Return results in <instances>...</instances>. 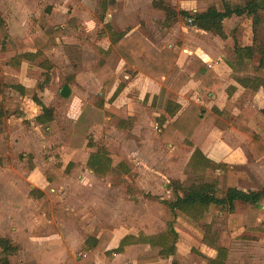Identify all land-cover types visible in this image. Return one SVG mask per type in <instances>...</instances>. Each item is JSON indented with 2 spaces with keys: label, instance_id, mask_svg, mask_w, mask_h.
Instances as JSON below:
<instances>
[{
  "label": "rangeland",
  "instance_id": "1",
  "mask_svg": "<svg viewBox=\"0 0 264 264\" xmlns=\"http://www.w3.org/2000/svg\"><path fill=\"white\" fill-rule=\"evenodd\" d=\"M0 1L4 12L8 14L12 13L15 8H24L23 4H15L14 0ZM26 1H28V12L31 13L34 29L40 31L43 29L44 15L51 16L59 0ZM199 2L198 5L208 6L214 4L215 0ZM87 4L81 0H70L65 5V11L70 9L72 12L77 7L93 13L97 2L95 4L92 0ZM63 12H57L52 17L53 21L50 20L55 25H61L65 16ZM96 12L98 13L97 9ZM262 17L263 21L255 26L253 18L248 16H243L237 21H228L226 29L229 38L226 40L220 39L213 33L195 35L193 31L187 29L189 30L188 38L185 40L186 46L184 47L193 51H200L206 47L205 53L208 55L205 58L211 61L217 57L225 58L231 55L236 43L252 42L254 38L256 46L261 45L264 43V12H262ZM88 21H85L87 28H89ZM111 21L117 25L119 31L123 28L129 30L144 23V19L139 14L125 23L120 22L119 19L116 22L112 19ZM100 26L101 23L95 32H87V30L77 32L71 25L68 26L67 34L60 39L58 46L50 51V56L43 54L35 61L38 67L35 72L32 71L33 74L38 77L43 76L44 69L41 62L45 59L51 60L54 65L51 71L52 85L57 83L61 85L70 76H75L81 71L85 64L88 69H91V66L96 65L100 58L90 45L95 36L99 37ZM190 37L200 40V44L197 40L189 41ZM181 43L182 41L179 44L181 46L180 56L183 57L187 52H183ZM259 58L260 53L257 52L253 62L257 63ZM101 59L110 61L111 65L118 63L117 56L111 51L107 54L102 52ZM210 61H206V64ZM181 62L180 58L178 63L181 64ZM134 74L131 71L130 75ZM122 77L117 89L118 95L128 84L127 78ZM160 82L163 83L162 89L155 96L147 93L143 101L123 102L118 106L115 101L106 99L107 93L104 90L103 99H101L102 90L90 87L89 92L86 93L87 90L84 87L73 85L75 92L84 97V109L80 112L77 107L79 100H74L76 110L78 109L74 114L68 112V109L73 106L67 99L61 100L54 90L51 93L49 90H44L42 97L55 106L56 124L54 122L53 131L51 134L43 132L42 127L35 121L36 110H33L29 118H26L25 114V120L21 118L9 122L15 127L14 136L10 132L7 141L14 140V144L10 145L14 147L13 149H10L4 136L6 123H8L7 117L0 118V159L5 158L7 161L5 169L0 168V235L9 236L19 232L20 234L15 235L20 245H29L30 238L27 236L31 233L32 226V231L37 232L34 229L37 221H33L37 204L32 203L29 198L31 196L28 195L33 183L35 185L33 188H46L47 194L50 195L64 192L69 187L75 191L80 188L77 184L80 181L78 176L76 181H67L66 175H60L53 182H50V179L47 181L46 177L41 175L47 170V166L60 168L65 173L68 163H72L70 165L72 172H78V175H91L87 164L89 155L97 148H104L111 157L113 168L104 176L98 175L96 180L85 181L88 190L84 193L86 204H83L82 200L81 209H85L86 206L88 216L95 221V225L87 223L86 226L81 227V230L78 229L82 235L78 244L75 241H68L71 249H69L68 259L47 257L36 259L34 252L25 250V255L19 252L15 254L11 259V264H80L81 257L88 253L86 244L90 234L101 235L104 231L112 233V238L107 245V249L110 250L114 243L115 232L117 235L137 234L140 236L141 243L127 246L122 256L119 255L120 253L99 252L95 255V264H171L173 257L159 256V248L150 246L149 242L162 236L167 229V223L174 218L168 206L162 202V199L174 198L173 192L168 188L170 180L176 178L189 184L195 175L188 168L191 148L177 142L171 144L170 140L165 142L158 136L154 127L155 121H160L155 109L165 108L166 98L174 101L176 99L175 94L165 88L167 80L162 79ZM175 91L174 87L173 92ZM7 94L4 93L5 96ZM240 94L243 99L255 100L258 105L262 106L261 109H264V101L257 98L258 93L253 98L250 97L249 91H242ZM259 97L264 99V94ZM261 116L263 117L264 113H261ZM262 119L264 117H256L254 124L256 129L264 134V120ZM89 142L96 146L89 147ZM35 158L40 162L44 171L40 170L37 172L38 176L30 178L28 177L29 167L33 166ZM72 159L77 162H72ZM224 159L225 162L230 161L227 156ZM242 160L244 162L238 164L227 163L226 170L209 168L204 176L208 180L217 181L223 190L229 186H235L241 191L263 187L264 157L257 160L252 155H246ZM120 162L128 164L132 168L131 172L127 173L124 167H119ZM74 194L77 195V192ZM45 198L38 200L41 205ZM52 198L55 202L49 199L48 209L50 210L53 205L57 207L62 204L61 198ZM76 202L79 204L78 199H73V203ZM15 206L24 209L22 215L26 223L27 234L24 228L20 232L17 227L13 226L11 217L4 212ZM76 211H80V208H76ZM251 218L253 219V216L250 215L247 205L240 201L236 202L235 211L232 213L221 211L219 207L213 206L203 219L197 221L181 214L175 220L179 233L177 258L185 264H209L208 257L213 256L216 251L208 244L212 243L217 235L218 244L224 245L230 253H228V264H264V230L259 232L250 227L253 225L252 222L264 225V209L253 221ZM48 228L50 232L60 233V236L63 234V229L59 226L52 224ZM42 230L44 231L45 228L42 227ZM31 241L37 242L38 240L32 238ZM37 245L42 246L43 244L38 243ZM144 259L148 261L142 262Z\"/></svg>",
  "mask_w": 264,
  "mask_h": 264
},
{
  "label": "crops",
  "instance_id": "2",
  "mask_svg": "<svg viewBox=\"0 0 264 264\" xmlns=\"http://www.w3.org/2000/svg\"><path fill=\"white\" fill-rule=\"evenodd\" d=\"M70 0H59L56 3V7L54 8V11L51 16L47 17V15H44V23L43 29L40 31L34 29V24L31 19V13L28 12V1L26 0H14L15 4L22 5L23 9L15 8L12 13L8 14L4 12V9L1 7V1H0V84L3 82V77L8 75L16 78L21 85H23L26 88L29 89H35L37 96L41 99V101L49 106V107H55L52 103H49L46 101L42 96L44 95V90H49L51 93L52 90L55 91V93H58L57 97H60L61 100H68L73 107L68 109V112L71 114H74L77 112L76 105L74 103L75 99L79 100V104L77 107H79L78 112L82 111L84 108V97L81 94H77L74 90L73 85H80L87 90L86 93L89 92L90 87H95L101 91V99H103V85L98 77V74L101 71V66L105 65L109 68L113 74L116 75V80L113 83L111 90L107 93L106 99L115 101L116 105H120L123 102L127 103H133L134 101L138 100H144V98L147 96V93H151L153 96L155 94H158L163 86V83L160 82L162 79L165 81L167 80V90L169 92H172L175 94V101L173 99L166 98V106L165 108H156V114L158 116L159 120H156L154 123V127L156 129V132L160 138H162L165 142L166 140H170L171 144L174 143H181L184 146H188L191 148V154L194 151L196 147L201 148L205 154L211 158L213 161H215L218 164H226L231 163L232 164H238L244 162L242 160L243 156L246 155H252L253 151L250 148V143L252 141V137L248 134L244 133L243 131L239 130L233 125V121L237 118V116L243 112L246 111L249 121L247 122V125L251 128L253 132L258 134L261 138L264 139V134H261V132L256 129V125L254 124V119L256 117H261V113H264V109H261L262 106L258 105L255 100H247L243 99L241 97L242 91H249L251 93L250 97H254L255 94L258 93V99L263 100L259 95L264 94V88L260 87L257 90H254L250 87H245L241 83H239L236 79L234 70L231 66V64H235L236 55H235V47L238 46H253L254 48V56L250 60L252 65H259L260 60L262 58V52L264 49V43L261 45L256 46L254 38L252 39V42H245L241 44H235L233 47V52L231 55L226 56L225 58H215L213 60H208L205 58L208 54L205 53L206 47L202 48L200 51H193L190 48H185L186 46L185 40H187V32L189 30L193 31L195 35H201V34H212V32H208L202 29H199L195 26H192L188 19L183 16L180 12L181 11H188L190 13L195 12L199 7H203L202 5H198L199 0H108L113 1L114 8H108L104 11V9L101 7V1L102 0H93L95 1V4L97 2V7L95 5V9L93 13L91 11H86L84 9H78L75 7L72 12H70V9L65 11V5L69 3ZM85 4L90 3L92 0H81ZM203 1V0H202ZM157 2H162L165 4H168L175 8L178 13L177 15L170 20L168 23H165L166 21V13L165 11L158 7ZM144 4V5H143ZM88 5V4H87ZM143 5V6H142ZM175 6V7H174ZM96 9L98 13L96 12ZM64 10V12H63ZM62 11L64 16V19L61 21V25H55L53 21V16L59 12ZM137 14V15H136ZM139 15L142 16V19H144V23H141L140 26H136L134 28H131L129 30L121 29L119 31V28L115 23L111 21L114 20L115 22L119 19L120 22L125 23L127 20H129L132 17H137ZM243 16H248L247 14H244L242 16L233 15L230 18H226L223 22L224 24V30L226 32V37L222 38L220 36V39H228L229 33L226 29V24L230 20H239V18H242ZM251 17V16H248ZM116 18V19H115ZM252 18V17H251ZM52 21H51V20ZM89 20L87 23L89 24V28L86 27L85 21ZM101 23V30L99 31L100 35L99 37L95 36L93 38V43L90 44L92 48H94V53H98L100 58L98 60V63L96 65L91 66V69L87 68V64L83 67L81 71H79L75 76H70L64 83L60 84H53L51 81V71L53 70V62L49 59H45L41 62V66L44 69L42 72V77H38L36 74H33V72L36 71V68L38 67L35 63L37 59H40L43 54L50 56V51L55 49L58 46V43L61 38H63L64 35L67 34L69 27L72 26L73 29H75L77 32L82 30H87V32H95L97 30V27ZM66 24V25H65ZM46 25L48 27L46 28ZM51 27H54L56 29H63V33L55 38L56 45L52 48L42 50L38 44L34 41L33 35L40 36L44 42H47L51 36H53V30ZM104 27V28H103ZM110 27V28H109ZM34 29V31H33ZM110 29H113L115 32H125L128 35H130L133 32L140 33L154 48L157 50H163L165 48L172 50L176 55V66L173 70V72L168 76H162L161 80L154 79L144 73L140 65L133 64V63H127L124 58L121 56L119 51L115 48V46L112 43V40L110 38ZM189 29V30H187ZM7 32L10 35V40H6L1 35L3 33ZM86 35V34H85ZM255 36V35H254ZM5 39V40H4ZM189 41H196L194 37H190L188 39ZM180 41H182V50L183 52H187L186 55L183 57L180 56ZM254 41V42H253ZM200 44V40H197ZM87 44V43H85ZM111 51L112 54L117 56L118 63L117 65L110 64V61L107 62L105 59H101V53H108ZM260 53V58L257 63L253 62V59L256 56V53ZM38 54V55H37ZM34 55H37L34 57ZM149 55L148 51H146V56ZM139 58V56H136ZM202 57V59H201ZM182 59L181 64L178 63L179 59ZM197 59V61H195ZM100 61V63H99ZM206 61H210L206 64ZM89 65V64H88ZM240 64H238L239 66ZM40 66V65H39ZM130 70V71H128ZM33 71V72H32ZM127 71V72H126ZM131 71L135 73L133 76H131ZM46 73V75H45ZM189 76V81L184 84V86L177 92L174 91V87L180 80V78L183 75ZM209 75H213L216 79L221 81V84L216 87V89L211 90L210 84L207 83V86L205 88L201 87V83L203 80L209 77ZM37 76V77H36ZM122 76L127 78L128 84L125 86L123 92L121 94H117V89L119 87V82L122 80ZM172 81V82H170ZM43 85V87H41ZM149 85H152L149 87ZM65 86L69 87V93H66ZM8 90V91H6ZM12 91V93H10ZM43 91V92H42ZM41 92V93H40ZM4 93H8L6 96ZM73 101V102H71ZM172 101V102H170ZM170 102V107H172L168 111V104ZM7 104H15L17 106H9ZM191 104H197L204 108V117L201 119L191 136L187 137L183 132L176 130L173 133H170L169 131H166L165 128L168 123L174 122L179 115L186 110ZM178 105L177 107H175ZM33 110H36L35 112V121L37 115H39L42 112V107L37 104L31 95H22L19 91L14 89L13 87L3 86L2 90L0 91V118L3 119V117H7L6 123V131H5V141L7 142L9 139V134L11 132V135L14 136V125H10L9 122H14L16 120H19L21 118H24L25 120V114L26 118H29L31 115L30 112ZM55 108H54V122L56 124V114H55ZM223 119H219V118ZM264 120V119H262ZM35 123V122H34ZM38 123V122H37ZM45 134H51L53 131V128L55 127L54 123L51 126L47 127V132L44 130L43 125L38 123ZM137 124V123H136ZM136 130V127L134 131ZM189 139L192 143V145H188L186 143V140ZM90 143V142H89ZM96 146L93 144V146ZM184 143V144H183ZM187 145H186V144ZM8 146L14 144V140H9L7 142ZM13 146H10V149H13ZM96 149V147H95ZM94 149V150H95ZM94 152V151H93ZM92 152V153H93ZM91 153V154H92ZM89 155V158L91 156ZM3 156H6L3 154ZM225 156L230 158V161L225 162ZM261 158L255 159L260 160ZM88 158V161H89ZM232 160V161H231ZM72 162H77L75 159H72ZM122 163V162H120ZM118 163V164H120ZM124 163V162H123ZM7 161L6 159H0V168L3 170L6 167ZM72 163H68L65 173L61 171L60 168V174H58L53 180H49L48 175V169L50 167H53L52 165L49 167L47 166V170H43V168L40 166V162L37 161L35 158L33 166L29 167V175L30 178H35L38 176V171L42 170L44 171L43 174H41L43 177H46L47 181L53 182L59 177L60 175H66L67 181H76V178L78 176V179L80 181L77 182V184L80 186V188L75 191L72 189V187L67 188L64 190V192L58 193L56 195H50L47 194L46 188L44 189H37L33 188L35 185L31 186L30 191L28 192V195L31 197V202L36 203L35 205L37 208L35 209L34 213V220L37 221L34 229L37 232L32 231L31 227V233L27 236L29 237V245L26 246L25 244H19L17 241L16 233L20 234L19 232H15L14 235H0L8 237L12 240L14 244L18 247V252L25 255V250L34 252L36 259L41 258H54V259H68L70 257V251H69V244L68 241L72 242L75 241L76 244L81 239V234L79 230H81V227H84L87 225V223L91 225H95V221L93 219L91 220L87 213V208L85 206V209H81V204H86L84 199V193L88 190V187L86 186L85 181L97 179L98 175L104 176V174H99L93 170L89 166V163L87 162L91 175H78V172H72L71 165ZM126 164V163H125ZM49 165V164H48ZM128 167H130L128 164H126ZM239 166V165H237ZM8 169V168H7ZM132 170V168L130 167ZM110 172V171H109ZM131 172V171H130ZM107 174V173H106ZM257 190V189H255ZM250 191V190H249ZM45 192V193H44ZM74 192H77V195H73ZM46 195V196H45ZM46 197V198H45ZM52 197H59L61 198V206H52L51 210L48 209V205L43 207L40 204L38 200L41 198H45L44 201H50L51 199L53 202L54 199ZM73 199H78V202L73 203ZM83 200V201H82ZM82 201V203H81ZM72 202V203H71ZM74 204V205H73ZM78 204V206H77ZM8 207V205H6ZM47 207V209H45ZM76 208H80V211H76ZM42 209V214H38V212ZM264 209V206L259 210V214L262 213ZM6 214L8 213L11 217V220L13 221V226L17 227V229L22 232V228H24L25 234L26 232V223L23 219L22 212H24V209L22 207H14L12 209L4 211ZM73 212V213H71ZM253 221V219H251ZM32 222V221H31ZM59 226L63 229V234L60 236V233L50 232L49 226ZM250 227H252L253 230L262 232L264 230V225H260L259 223L252 222ZM42 227L45 228V230H42ZM76 228V229H75ZM79 229V230H78ZM133 234V233H129ZM127 235L125 234H119L117 235L115 232V239L113 246L110 248H117L119 246L120 240ZM138 236L137 234H134ZM90 236H99L95 235L94 233H91ZM32 238L37 239V242L31 241ZM88 240V239H87ZM217 240V242H216ZM219 237L216 235V238L213 240L212 243H209L208 245L215 250L216 252L213 254V256L208 258H213L217 254V250L214 246H212L213 243L218 244ZM17 241V242H16ZM20 245H18V244ZM41 243L42 246H38L37 244ZM140 244V243H139ZM137 245V244H133ZM178 245V244H177ZM220 245V244H218ZM130 246V245H129ZM128 246V247H129ZM151 246V245H150ZM224 246V245H221ZM127 246L125 247L128 248ZM71 250V249H70ZM178 251V250H177ZM17 252V254H18ZM122 251L120 256H122ZM230 254V253H229ZM15 256V255H13ZM13 256L9 257V261L11 264V259ZM162 257V256H161ZM176 257H178V252ZM22 258V257H21ZM229 258V256H228ZM96 262V257H95ZM228 262V260H227ZM226 262V264H228ZM184 263V262H183Z\"/></svg>",
  "mask_w": 264,
  "mask_h": 264
},
{
  "label": "trees",
  "instance_id": "3",
  "mask_svg": "<svg viewBox=\"0 0 264 264\" xmlns=\"http://www.w3.org/2000/svg\"><path fill=\"white\" fill-rule=\"evenodd\" d=\"M201 1V0H199ZM113 1L102 0L101 7L105 10L114 8ZM158 7L162 8L166 13V21L168 23L178 13L172 6L157 2ZM262 12H264V0H215L214 4L199 7L195 12L181 11L180 13L188 19V22L199 29L212 32L222 38H225L226 32L224 30V20L233 15L242 16L247 14L251 16L254 21V26L263 21ZM1 27V26H0ZM48 25H46V28ZM53 30V36L47 42H44L40 36L33 35L34 41L42 50L52 48L56 45L55 38L63 33V29ZM110 28V27H109ZM6 40H10V35L5 32L1 35ZM110 38L113 45L119 51L121 56L127 63L140 65L141 70L150 77L161 80L162 76L170 75L175 66L177 55L170 49L157 50L154 48L140 33L133 32L127 36L125 32H115L110 29ZM146 51L149 55L146 56ZM38 55V54H37ZM37 55H34L37 56ZM139 56L137 58L136 56ZM236 60L235 64H231L236 79L245 87L253 88L254 90L260 87L264 88V49L259 65H252L250 60L254 56L253 46H236L235 47ZM238 64H240L238 66ZM98 77L103 85V90L108 93L111 90L113 83L116 80V75L109 70L105 65L101 66V71ZM46 75V73H45ZM189 76L183 75L175 86V90L179 91L184 84L189 81ZM209 82L210 89L214 90L221 84V81L216 79L213 75L202 81L201 87L205 88ZM3 86L13 87L22 95H31L33 100L42 107V112L37 115L36 120L43 125L47 132V127L54 123V108L45 105L37 96L35 89H29L19 83V81L12 76H4L3 82L0 84V91ZM43 87V85H41ZM66 93H69V87L65 86ZM206 89V88H205ZM172 102V101H170ZM170 102L168 104V111L171 112ZM17 106L15 104H7ZM176 105L175 107H177ZM204 108L197 104H191L184 110L179 117L167 124L165 130L170 133L179 130L187 137L191 136L201 119L204 117ZM249 121L248 115L244 110L233 121V125L244 133L252 137L250 148L256 158L264 156V139L253 132L247 125ZM188 145H192L189 139L186 140ZM90 146L93 144L89 143ZM89 166L99 174H106L111 171L112 161L107 150L104 148H97L89 158ZM124 167L125 171L129 173L130 167L124 163H120L119 167ZM188 168L193 172L195 178L189 183L185 184L179 179H171L168 188L173 192V199H162V202L168 206L173 213V220L167 223V229L159 238L150 241L152 247L159 248V256L169 258L173 257L171 264H185L180 261L176 255L178 250L179 233L175 226L176 218L181 214L191 218L194 221L203 219L209 210L215 206L222 211L234 212L236 202L240 201L247 205L249 213L253 219L259 213V210L264 206V186L257 190L241 191L235 186H229L225 190L221 189L217 181L208 180L204 173L209 168L226 170V164H218L209 158L205 152L196 147L192 152ZM60 170L57 167H50L48 169L49 179L53 180ZM49 205L48 201L43 202V207ZM42 214V209L38 212ZM252 219V218H251ZM112 238V233L104 231L99 236H90L87 240L88 253L81 257L80 264H95V255L99 252L106 251L108 253H121L126 246L141 243L140 236L134 234L125 235L119 243V246L114 249H107V245ZM217 242V240H216ZM213 243L217 250V254L213 258H208L209 264H226L228 260V249L225 246ZM18 247L12 240L5 236H0V264H10L9 257L17 254ZM144 259L142 262H147Z\"/></svg>",
  "mask_w": 264,
  "mask_h": 264
}]
</instances>
